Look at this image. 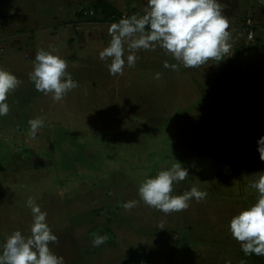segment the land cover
<instances>
[{
    "label": "rangeland",
    "instance_id": "374dc122",
    "mask_svg": "<svg viewBox=\"0 0 264 264\" xmlns=\"http://www.w3.org/2000/svg\"><path fill=\"white\" fill-rule=\"evenodd\" d=\"M89 1L0 0V37L21 30L31 41L21 51L0 41V67L22 81L0 116V247L15 230L30 234L26 201L33 197L58 237L50 248L65 264H264V256L246 257L228 231L231 217L255 202L247 185L264 171L256 144L264 135V29L257 40L245 37L241 48H260L230 62L226 79L216 61L212 68H165L176 61L160 48L139 51L134 67L111 76L110 60L98 57L110 36L83 50L47 48L46 36L58 29L94 30L129 16L101 21ZM79 8H86L81 20L72 22ZM263 17L256 0L239 24L247 35L245 22L254 32ZM41 48L70 53L68 61L78 54L67 71L79 87L60 102L28 79L34 58L27 51ZM37 117L45 126L33 139L28 121ZM175 162L189 176L173 184L172 195L197 187L205 200L167 215L143 202L130 211L121 206L139 200L144 179ZM94 234L109 239L93 247Z\"/></svg>",
    "mask_w": 264,
    "mask_h": 264
},
{
    "label": "clouds",
    "instance_id": "9594fccd",
    "mask_svg": "<svg viewBox=\"0 0 264 264\" xmlns=\"http://www.w3.org/2000/svg\"><path fill=\"white\" fill-rule=\"evenodd\" d=\"M258 3L264 6V0ZM224 7L220 0H142L138 14L121 17L109 25L111 39L98 57L101 61L110 60L107 68L111 76H122L126 66L134 67L139 51H155L156 48L176 61L163 65L174 71L179 67L199 68L210 61L220 62L231 47V26L223 15ZM67 69L66 59L41 48L35 53L28 79L37 92L60 102L79 87V82ZM155 78L159 79L160 74ZM21 83L15 74L0 67V116L9 113L8 95ZM28 124L29 136L33 139L45 126L40 117L29 120ZM256 144L259 158L264 161V135ZM188 176V169L175 162L170 168L144 179L138 187L139 200L126 201L121 206L130 211L143 202L165 215L186 210L190 201L194 199L199 203L208 195L197 187L172 195L173 184ZM252 176L254 179L247 187L257 194L255 202L233 215L228 223L231 237L240 244L246 257L264 256V171ZM26 207L32 214L30 234L25 236L15 230L8 235L0 247V264H65L64 258L50 248V244L59 241L47 223V212L42 211L33 197L27 199ZM108 239L107 234H94L92 246L99 247Z\"/></svg>",
    "mask_w": 264,
    "mask_h": 264
},
{
    "label": "crops",
    "instance_id": "0c3cea01",
    "mask_svg": "<svg viewBox=\"0 0 264 264\" xmlns=\"http://www.w3.org/2000/svg\"><path fill=\"white\" fill-rule=\"evenodd\" d=\"M74 1L79 2V0H74ZM98 1L105 2L111 8V10H114L115 12H117V14H120L121 12H127L129 16L132 14H138L139 9L142 4V0H90L89 3L92 2L94 6V10H95V5ZM246 1H250V0H220V3L225 5L224 10H223V15L229 19V23L231 26L230 27L231 47H230L228 54H226V56L224 57V58L228 57V59L226 61H224L223 59L222 61L217 62V64H215L216 71H218L219 79H222L224 75H225V79L227 78L229 71L232 69L231 64H235L237 63L236 61L241 60L242 58L241 56L244 55V53H247L249 51L251 52L252 50L256 51L257 49L260 48L258 46L255 48H252V44L245 49L241 48L242 42L245 40V37H246V31L243 30V27L241 24H239V21L242 20L244 14L247 11L255 10V2H256V0H252L253 3H252V6H250V5H247ZM83 9H86V8L78 9L76 13V18L72 22L81 20L79 13ZM99 10L100 9H97L95 11L100 12ZM64 11L65 9L62 8L61 12H64ZM101 15H102L101 21H106L109 17L103 12L101 13ZM98 20H100V18H98ZM262 20L264 22V17L262 18ZM263 22L259 23L254 28V35H255L256 40L259 39V36H257V29L258 28L261 30L264 29ZM110 24L111 23L106 22L104 25L105 27L100 26L99 28H96L94 30H86V31H80V30L76 31L78 30L77 27L72 28V29H69V28H66V29L61 28L60 30L58 29L57 31L52 32L50 36H46V38L49 40L47 48L48 49L51 48V50H54L56 48V49L61 50L62 52V49L73 48L75 50V48H78L79 50H83L85 47H88V45L94 46L95 45L94 43L98 39L100 38L106 39L107 37H109L107 29ZM29 36L30 35L23 33L21 30H16V31H13L9 37H0V41L8 40V42L10 41L9 43L12 45L13 48L15 47L16 50L21 51V50H24L25 48H28L29 45L31 44ZM12 41L15 42V44H12ZM1 50L2 48L0 47V52ZM61 52H59V56L64 59H66V54H70V53H64L61 56L60 54ZM127 54L128 53L125 52V57L127 56ZM34 56H35V53L31 51H27V56H26L27 58L33 59ZM71 56L73 57L72 61L67 60V62L69 64L74 65L76 62H78L79 57L77 53H73ZM206 65H210L211 68L212 66H214L211 63V61L210 63ZM213 73L215 74V72Z\"/></svg>",
    "mask_w": 264,
    "mask_h": 264
},
{
    "label": "trees",
    "instance_id": "16d2710c",
    "mask_svg": "<svg viewBox=\"0 0 264 264\" xmlns=\"http://www.w3.org/2000/svg\"><path fill=\"white\" fill-rule=\"evenodd\" d=\"M95 9H100L102 10V12L106 15H108L109 17H114L117 15V12H115L114 10H111V8L103 1H98L95 5Z\"/></svg>",
    "mask_w": 264,
    "mask_h": 264
},
{
    "label": "built area",
    "instance_id": "2783aa9c",
    "mask_svg": "<svg viewBox=\"0 0 264 264\" xmlns=\"http://www.w3.org/2000/svg\"><path fill=\"white\" fill-rule=\"evenodd\" d=\"M85 14H87V13H85ZM91 14H92V12H91ZM124 16H127V15H123L122 17H124ZM245 27L247 28V30H249L246 36L248 37V40L250 41V40L253 39V36H254L253 26L251 25V20L250 19H248L245 22Z\"/></svg>",
    "mask_w": 264,
    "mask_h": 264
}]
</instances>
